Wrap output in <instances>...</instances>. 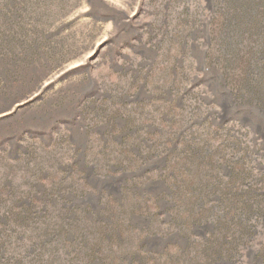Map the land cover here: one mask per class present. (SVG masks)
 I'll return each instance as SVG.
<instances>
[{"label": "rangeland", "instance_id": "obj_1", "mask_svg": "<svg viewBox=\"0 0 264 264\" xmlns=\"http://www.w3.org/2000/svg\"><path fill=\"white\" fill-rule=\"evenodd\" d=\"M254 14L230 0H0L11 36L70 49L0 103V264H264Z\"/></svg>", "mask_w": 264, "mask_h": 264}, {"label": "trees", "instance_id": "obj_2", "mask_svg": "<svg viewBox=\"0 0 264 264\" xmlns=\"http://www.w3.org/2000/svg\"><path fill=\"white\" fill-rule=\"evenodd\" d=\"M230 3L242 15L245 22L248 21L251 15H255L254 13L257 9L264 8V0H230ZM6 29L5 26L0 24V61L5 66L4 75L0 76V103L7 101V104H9L18 95H22L25 89L31 87L36 82H41V79L38 80L37 76L33 73V68L46 70L50 66L60 64L65 60L70 49L63 42L53 38L50 39L46 32L43 35L42 41L44 48L41 49L40 46L35 47L34 40L24 38L21 30H16L11 36ZM11 40L15 43L16 48L19 49L17 53H13L12 55L9 53ZM43 53L46 56L45 58L43 57ZM254 72L255 67L251 66L247 71L250 78L248 79L249 83L246 84V88L250 90L252 96L261 98L264 97V89H260L256 83L250 81ZM203 197V194L201 196L197 195L195 201L197 207L202 204ZM219 256L218 253L213 254L212 264L219 263Z\"/></svg>", "mask_w": 264, "mask_h": 264}, {"label": "water", "instance_id": "obj_3", "mask_svg": "<svg viewBox=\"0 0 264 264\" xmlns=\"http://www.w3.org/2000/svg\"><path fill=\"white\" fill-rule=\"evenodd\" d=\"M47 78V76H44L42 79H41V81L42 80H44V79H46ZM40 87V84L39 85H37V87L35 88V90H37L38 88ZM22 98V97H21ZM23 98L24 99H27L28 98V96H26V95H24L23 96ZM20 101H13V102H11V104L9 105V107L8 108H10L11 107V105H13V104H15V103H19Z\"/></svg>", "mask_w": 264, "mask_h": 264}]
</instances>
